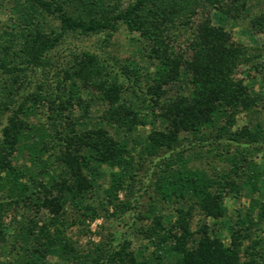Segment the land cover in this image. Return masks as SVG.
I'll return each instance as SVG.
<instances>
[{"label": "trees", "instance_id": "16d2710c", "mask_svg": "<svg viewBox=\"0 0 264 264\" xmlns=\"http://www.w3.org/2000/svg\"><path fill=\"white\" fill-rule=\"evenodd\" d=\"M5 1L16 24L0 28V75L7 82L0 79V247L12 258L0 255V264H46L49 254L60 264H264L256 222L264 220V156L253 157L264 145V124L234 128L239 113L264 109V90L236 77L240 65L262 54L249 52L225 27L248 19L254 33L264 31V0H0V6ZM251 2L259 6L254 15ZM120 24L149 43L154 70L148 71L150 96L139 105L144 109L133 103V89L125 96L131 85L143 88L137 65L112 62L98 50L70 49L61 61L51 54L69 33H103L105 46ZM187 30L186 47L175 46L171 35ZM28 67L46 70L50 84L25 92ZM182 75L188 90L160 101L164 85ZM84 90L105 106L98 124L86 126ZM77 107L78 118L68 113ZM39 113L45 121L33 123ZM158 118L162 127H152L142 141L127 137ZM161 151L175 153L161 162L152 187L173 213L152 201L138 214L147 223L135 232L150 251L134 252L129 240L114 243L113 236L85 253L75 249L63 233L68 211L91 219L103 208L112 207L116 217L134 209L136 172ZM242 191L249 201L225 222L228 242L209 224L191 229L194 211L225 218L224 198Z\"/></svg>", "mask_w": 264, "mask_h": 264}, {"label": "rangeland", "instance_id": "374dc122", "mask_svg": "<svg viewBox=\"0 0 264 264\" xmlns=\"http://www.w3.org/2000/svg\"><path fill=\"white\" fill-rule=\"evenodd\" d=\"M253 3L254 2H251L252 6H250L251 15H254L259 10V6L257 5L258 3ZM2 4L3 5L0 6V28L8 29L16 24V19L11 12L10 7L12 6V3L10 1H5ZM201 16L202 11H200L194 17L193 25L197 23ZM46 19L47 23H50V25H52L53 27L56 26V19L49 16H47ZM212 20L216 23L215 18H212ZM225 27L230 31L232 39L238 43L245 45L248 48L249 52H259L260 54H262L261 57L258 58V61H255V63L252 62L249 64L240 65L237 69L236 77L243 78L245 82H250L255 90H259L261 88L264 90V31L254 33L250 28L248 19H244L238 22L229 21ZM189 33L190 30H187L183 33L178 34V36L171 35L172 43L177 47H186V39L190 35ZM102 38L103 33L90 35H78L69 33L66 34L64 40L51 51V54H55V58L61 61L67 58L70 49H89L94 51L98 50L102 51L105 56L112 62L114 59H116L121 63L127 61L133 65H137L141 74V84H143L141 85V88H143L139 89L138 86L135 87L131 85L128 91L125 92V96H129L133 89L137 95H132V101L136 106H139L140 104H142L141 99L146 100L150 96L146 93V85L151 83V79L148 78V71L154 70V63L147 56L149 43L147 42V40L139 36L138 33L129 32L123 24H120L118 26L117 30L109 38L107 45L103 46ZM254 64H257L256 69L253 67ZM26 71L28 76L30 77V82L28 83L26 89L24 88L25 92L35 90L38 87V84H50V80L45 76L46 70H43L41 67H28ZM5 76V74L0 75L1 81H4L3 78ZM188 88L189 86L186 82V78L182 75L177 82L164 85L160 101H165L166 99L171 98L179 93H185ZM89 93L90 92L87 93V91L85 90L82 92L84 98L89 101V114L85 119L86 126L90 124H98L100 120L99 116L101 115L105 107L99 99L91 96V94L89 95ZM143 105L139 107L141 109H144ZM68 113H70V115L72 116L74 115L76 118L80 116V110L78 109V107L72 109V111ZM45 118V114L39 113L37 116L31 117V120L33 123H40L44 122ZM256 121H260L264 124V109H259V111L251 112L248 115L239 113L236 116V123L234 128L237 126H241L246 122L254 123ZM153 122L154 123L152 124L147 123L144 126L138 125L136 130L127 135V137L133 139L134 141H142L144 136L150 131L152 127H162L159 118ZM111 131L113 132V128H111ZM130 146H134V153L139 150V147L137 145H133L130 143ZM207 148L208 147L205 146L202 149L198 150L202 155H206ZM173 152L170 153L168 151H161L158 157L154 156L153 159L149 158V162L144 161L142 168L136 172V182L134 183L135 186L132 190L133 192L131 196L134 209H131L126 213L120 215L119 217H116L112 215V207H109L107 211L103 208L99 211V216L91 219H83L78 213L77 215H75L73 211L67 210L68 216H66L64 219L66 220V222L64 223L65 228L63 233L65 237L69 239L71 245H73L74 248L78 249L80 252L85 253L94 245L93 243H98L100 241L108 239V237L113 236L114 243H117L122 238H126L127 240H129L131 243L130 248L134 252L143 249L149 252L151 247L148 246L146 238L144 239L135 232L136 228L147 223V220L145 218H138V214L146 213V210L148 209L149 204L152 201H155L157 209L162 211L166 215H171L173 213L172 206L160 203L158 201L156 193H154L152 187V182L156 180V175L161 169V162L164 159L168 160L169 158H171V156H173ZM263 156L264 145L261 146L260 152L255 153L253 157L254 160L260 162L263 160ZM198 161H193V164H197ZM217 163L219 164L218 160ZM103 170H105L106 173L109 171V169L105 167L103 168ZM99 195L100 197H102V191L99 192ZM249 197L250 195H248L245 191H242L241 195L237 198H233L230 194H227L224 198L227 208L226 216L225 218H219L215 221L210 217L203 216L198 210L194 211L190 222L191 229L196 230L203 223L209 224L211 228H213L223 236L225 242H228L225 222H227V220L232 215H237V212L235 210L236 208L242 209L247 206ZM119 198L124 199L122 192H120ZM97 200L98 196L97 199H95V202H97ZM13 216L14 214H12V212L9 213L5 218V222L11 224ZM41 216L44 219L47 217V213L43 211L41 213ZM256 222H258L257 228H260V233L264 236V220H256ZM255 230L256 228H253L252 231ZM11 231L12 230L8 228V234H10ZM245 242L247 244L248 241ZM0 255L2 256V258H12V255H9V253L7 252V248L0 247ZM45 260L46 264H60L59 259L53 254H49L48 256H46Z\"/></svg>", "mask_w": 264, "mask_h": 264}]
</instances>
